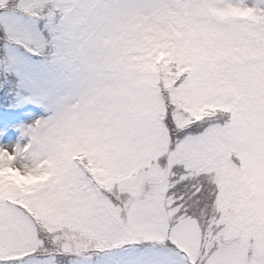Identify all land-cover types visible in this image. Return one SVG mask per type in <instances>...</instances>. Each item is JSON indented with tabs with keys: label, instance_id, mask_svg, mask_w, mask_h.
I'll list each match as a JSON object with an SVG mask.
<instances>
[{
	"label": "snow or ice",
	"instance_id": "1",
	"mask_svg": "<svg viewBox=\"0 0 264 264\" xmlns=\"http://www.w3.org/2000/svg\"><path fill=\"white\" fill-rule=\"evenodd\" d=\"M0 264H264V0H0Z\"/></svg>",
	"mask_w": 264,
	"mask_h": 264
}]
</instances>
